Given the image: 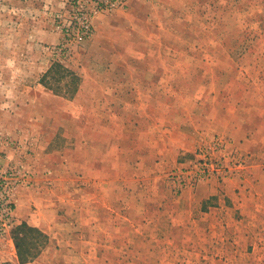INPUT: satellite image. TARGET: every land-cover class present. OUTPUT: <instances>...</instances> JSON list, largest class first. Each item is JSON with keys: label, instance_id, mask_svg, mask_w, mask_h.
I'll return each instance as SVG.
<instances>
[{"label": "rangeland", "instance_id": "1", "mask_svg": "<svg viewBox=\"0 0 264 264\" xmlns=\"http://www.w3.org/2000/svg\"><path fill=\"white\" fill-rule=\"evenodd\" d=\"M75 3L0 0L3 264L23 222L37 264H264V0H125L81 43Z\"/></svg>", "mask_w": 264, "mask_h": 264}, {"label": "built area", "instance_id": "2", "mask_svg": "<svg viewBox=\"0 0 264 264\" xmlns=\"http://www.w3.org/2000/svg\"><path fill=\"white\" fill-rule=\"evenodd\" d=\"M76 5L69 20L62 25V31L67 38L77 43L84 42L92 34V18L99 13H112L119 8H125V0H75ZM68 46V45H67ZM64 45V47H67ZM1 144V141H0ZM0 150V264H3V245L11 242V227L13 226V201L16 187L22 182H12L21 168L12 166L9 169L3 168ZM23 168V165L21 164ZM20 169V170H19ZM19 170V171H17ZM206 171H204L205 173ZM203 177V179H205ZM13 183V185L11 184Z\"/></svg>", "mask_w": 264, "mask_h": 264}, {"label": "crops", "instance_id": "3", "mask_svg": "<svg viewBox=\"0 0 264 264\" xmlns=\"http://www.w3.org/2000/svg\"><path fill=\"white\" fill-rule=\"evenodd\" d=\"M101 21H102V16H97L95 18V20H94L95 28H96V26H98L100 24ZM214 185H216V186H214ZM228 185L229 184L224 186V185H220L217 183H215V184L212 183L211 185H202L194 193L187 191L186 194L184 195V200H187L189 196H193L195 201H202V200L209 199V198L225 197L226 196L225 193H228V192H226ZM229 193L230 194H227V195H231L230 191H229ZM193 197L191 199H193ZM29 215L31 216V213H29V214L26 213L24 215L18 214L19 221L20 222H22V221H29L30 222L31 217ZM41 230L44 231L43 229H41ZM11 250H12V248L10 245H8V244L3 245V251L5 254L7 253V251H8V254H10ZM13 262L15 264H37L36 261H35L36 263H32V262L21 263V262H18V260L15 261V259H13Z\"/></svg>", "mask_w": 264, "mask_h": 264}, {"label": "trees", "instance_id": "4", "mask_svg": "<svg viewBox=\"0 0 264 264\" xmlns=\"http://www.w3.org/2000/svg\"><path fill=\"white\" fill-rule=\"evenodd\" d=\"M53 68L55 69H60L62 68V66L58 63V62H55V64H53L52 66ZM26 229H29V230H35L34 227L31 228V226L29 227L28 224L26 222H23L21 225L17 226L14 230V237H15V240H16V245H17V249L19 251V255H20V258L21 260L23 261V263H26V258L25 257V254H24V249H23V239L19 237V233L20 231H24ZM37 230V229H36ZM21 261V262H22Z\"/></svg>", "mask_w": 264, "mask_h": 264}]
</instances>
